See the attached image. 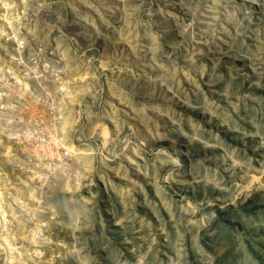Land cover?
<instances>
[{"label": "rangeland", "instance_id": "rangeland-1", "mask_svg": "<svg viewBox=\"0 0 264 264\" xmlns=\"http://www.w3.org/2000/svg\"><path fill=\"white\" fill-rule=\"evenodd\" d=\"M112 7L29 0L31 23L0 20V191L19 264H130L135 250L154 264H264V79L257 73L241 87L237 75L264 61V0H233L228 11H241L231 23L212 0L194 5L195 21L176 12L182 25L162 22L158 9L176 10L161 0H118L114 14ZM243 12L255 24L251 34L247 21L237 23ZM93 129L100 139H88ZM101 140L107 160L94 155L90 186L76 196L95 205L88 220L65 227L77 212L71 204L60 224L40 225L47 214L39 211L28 219L36 202L23 191L39 182L26 178L36 154L72 164ZM237 186L246 189L239 210L221 194ZM209 200L223 211L204 227L188 224ZM5 256L0 249V264Z\"/></svg>", "mask_w": 264, "mask_h": 264}, {"label": "clouds", "instance_id": "clouds-1", "mask_svg": "<svg viewBox=\"0 0 264 264\" xmlns=\"http://www.w3.org/2000/svg\"><path fill=\"white\" fill-rule=\"evenodd\" d=\"M73 2L88 3V0H73ZM98 2H101V9H103V3L110 2L112 3L113 7L111 9H107V11L113 14L118 11V9L116 8L118 0H98ZM161 2L164 3L167 7H171L176 10L175 12H166L164 11V9H158L162 22H167L170 19H174L177 25H182L181 16L176 15V12L183 13L185 12V10H187L188 12H192L195 21V19H198V17L195 16V12L199 11V7H194V5H203L205 3V0H161ZM221 3L225 5V20L231 23L233 19H236V13L238 11H241V9L233 8L232 11H228L227 5L232 4L233 0H212L213 7H215L216 5H220ZM28 5L29 0H0V20L7 21L9 27L12 26L13 21H18L21 17L28 23H31L27 14ZM94 11H96L97 16L103 23V16L100 14L101 10ZM201 15H203V13H201ZM242 15L243 19H237V23L243 25L244 22L247 21L248 24L251 25V27H249L246 31L248 34H251L252 29L255 27V24H253L252 22L251 15L247 12H243ZM88 23L92 24L93 27L96 26L94 23V19L89 20ZM221 30L224 32H229V29L224 26L221 27ZM0 33L7 35V33L3 32L2 27H0ZM253 62L256 63V61ZM260 65H264V61L259 62L255 72L250 70L249 73H244L243 71H241L237 74L239 80L241 81V87H243L244 84H248L251 87L254 83L253 77L257 73L262 74L258 78L264 79V67H261ZM256 86L259 87L260 85ZM9 123H11V121H9ZM96 127H101V125H97ZM81 135H83V133H81ZM92 137L100 139L101 134L93 129L88 139H91ZM106 147V142L104 140H101L100 145H97V148L95 150H92L89 147V150L84 152L82 155L77 154V158L73 161L72 164H68L63 161L59 164H53L50 160H48L47 154L40 155L39 153H37L36 155L38 156L40 162L35 165V175H33L31 179L38 180L39 182L27 189L28 198L32 201H36V208L26 209L27 211L31 212V216L28 217V219H35L36 212L39 211L40 213L47 214L46 217H42V224H51L53 222L60 224L62 223V221L59 219V217L63 214V210H66L67 207L71 204L73 206H78L77 212L73 214L72 223L66 224L64 226L68 228L77 227L80 224L81 217H83L84 220L87 221L88 217L92 215L95 205L92 204L91 200H85L82 197L76 198V196L77 193L80 192L81 188H88L90 186V175L93 171L91 165L94 155H99L101 157V164H103L107 160V157L103 155L102 150ZM65 155H67V153ZM175 163L178 164L179 162L175 161ZM237 163L239 162L237 161ZM44 169H49V171L45 173L43 171ZM57 169L60 170V173H57ZM49 176L53 177L51 181H49L48 179ZM220 187V183L216 182L215 188ZM248 187H251V185H248ZM260 187L264 188V184H261ZM245 192L246 189L243 186H237L231 190H229L228 188H224L221 190V194L227 193L228 198L226 202L230 203L236 210H239L240 207V205L237 204V199L239 198L241 193ZM37 193H39V197H37ZM69 193H71V198H69L68 196ZM212 203L213 201L211 200L203 202V211L201 213V217L199 219H188L187 223L197 227H204L203 220L212 219L213 217L217 216V212L223 211V209L218 207L215 211H213L212 208L209 207V205ZM215 203L218 205L219 201L217 200ZM240 203L244 206H248L252 205L253 201H241ZM197 210L198 209L187 207L182 209V211L184 212H195ZM204 213H207V215H205ZM262 222H264V220H262ZM177 223L182 224V221H177ZM83 227H89V225L84 224ZM44 242L51 243V241H49L46 237L44 238ZM83 247H86V245H84ZM75 251H77L78 254L80 250ZM89 259L95 260V257H90ZM101 259L102 261L106 262V264H112L110 257H102ZM146 261H149V264H154V262L150 261L147 252L142 253L139 250H135L133 257L130 258V264H145Z\"/></svg>", "mask_w": 264, "mask_h": 264}, {"label": "bare ground", "instance_id": "bare-ground-1", "mask_svg": "<svg viewBox=\"0 0 264 264\" xmlns=\"http://www.w3.org/2000/svg\"><path fill=\"white\" fill-rule=\"evenodd\" d=\"M7 39H9V37L7 38ZM24 95V94H23ZM12 109V108H11ZM191 110V109H190ZM195 110V109H194ZM192 111V110H191ZM214 115V114H213ZM169 121V120H168ZM108 128H105L104 129V132L105 133H107L108 132ZM103 132V133H104ZM11 136V135H10ZM143 140H144V137L142 138ZM186 145V144H185ZM51 153L54 155V156H56V157H59V155L58 154H55V151H53V150H51ZM2 164H4L2 167L4 168V170H7V172H9L10 173V175L12 174V167L11 166H8V164L7 163H2ZM26 170V169H25ZM18 171H20V172H24L23 171V167H21L20 166V169L18 170ZM27 171V170H26ZM33 175H35V174H32V175H30L29 173L26 175V178H27V180L29 181V182H33L34 180H32L31 179V177L33 176ZM16 180V177H13V179L12 180ZM18 180V179H17ZM22 182H24V181H22ZM21 185H23L24 187H28L27 185H26V183H21ZM30 186V185H29ZM19 191H20V189H19ZM21 192V191H20ZM2 191H0V230L1 231H3L2 232V235H1V238H0V249H4L5 250V254H6V256H5V264H19V262H18V260H17V257H16V253H17V246L15 245V243H14V240L13 239H9V235H8V232H11L10 231V218H9V215H7V212H6V209H5V207H4V205L1 203V200H2ZM23 195H25L24 196V198H26V199H28V200H30L29 198H28V194H27V192H26V190L25 191H23ZM37 197H39V195L37 194ZM32 201V200H31ZM36 202V201H35ZM33 208H36V207H33ZM23 209V208H22ZM38 212V211H37ZM40 213V212H39ZM40 214H42V213H40ZM46 214V213H45ZM42 216V215H41ZM39 225V224H38ZM40 225H46V223H40ZM34 228V227H33ZM33 228H29V230L31 229V231H32V229ZM34 235H35V232H32V236H31V240L33 241V240H36V237H34ZM36 242V241H35ZM35 242H33V243H35ZM35 255V254H34ZM36 256V255H35Z\"/></svg>", "mask_w": 264, "mask_h": 264}]
</instances>
